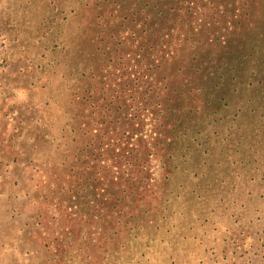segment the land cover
Returning a JSON list of instances; mask_svg holds the SVG:
<instances>
[{
    "label": "rangeland",
    "instance_id": "374dc122",
    "mask_svg": "<svg viewBox=\"0 0 264 264\" xmlns=\"http://www.w3.org/2000/svg\"><path fill=\"white\" fill-rule=\"evenodd\" d=\"M110 5L0 0V264H111L125 240L146 252L139 264H264V0H247L225 54L200 71L166 65L182 93L168 111V178L152 161L149 184L159 189L124 202L119 218L141 230H108L107 220L100 230L76 186L74 94L94 66L127 63L121 52L99 59L94 21Z\"/></svg>",
    "mask_w": 264,
    "mask_h": 264
},
{
    "label": "trees",
    "instance_id": "16d2710c",
    "mask_svg": "<svg viewBox=\"0 0 264 264\" xmlns=\"http://www.w3.org/2000/svg\"><path fill=\"white\" fill-rule=\"evenodd\" d=\"M104 1L105 6L111 4L110 9L107 14L99 9L93 30V38L103 47L97 48L103 49L99 59L105 60L106 53L115 56L121 52L127 63L123 70L108 63L94 66L88 83L74 94L72 129L82 161L76 186L84 188V199L89 195L83 205L85 201L95 204L94 217H90L100 230L106 220L108 230H141L127 216L123 221L119 218L124 202L138 194H154L168 178L172 149L168 111L175 93L176 97L182 95L177 94L178 79L174 77L192 68L200 71L208 61L225 54L228 36L235 31L234 22L245 15L247 0ZM206 24L214 29L205 30ZM178 61L177 73L169 72L166 65ZM224 67L217 65L218 80ZM207 78L205 71L193 84L198 93L205 90ZM218 85L215 82L212 87ZM156 160L161 182L150 185L151 163ZM146 255L125 240L108 257L111 264L116 258L139 264L147 260Z\"/></svg>",
    "mask_w": 264,
    "mask_h": 264
}]
</instances>
